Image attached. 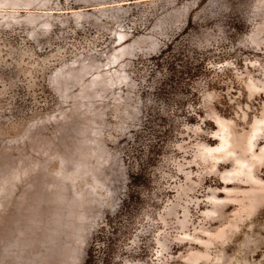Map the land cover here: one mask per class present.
<instances>
[{
	"label": "rangeland",
	"instance_id": "1",
	"mask_svg": "<svg viewBox=\"0 0 264 264\" xmlns=\"http://www.w3.org/2000/svg\"><path fill=\"white\" fill-rule=\"evenodd\" d=\"M87 259L264 264V0H0V264Z\"/></svg>",
	"mask_w": 264,
	"mask_h": 264
},
{
	"label": "trees",
	"instance_id": "2",
	"mask_svg": "<svg viewBox=\"0 0 264 264\" xmlns=\"http://www.w3.org/2000/svg\"><path fill=\"white\" fill-rule=\"evenodd\" d=\"M4 184H8V181L5 179L4 180ZM2 185V184H1ZM3 186V185H2ZM91 260L87 259L86 263L85 264H90Z\"/></svg>",
	"mask_w": 264,
	"mask_h": 264
}]
</instances>
